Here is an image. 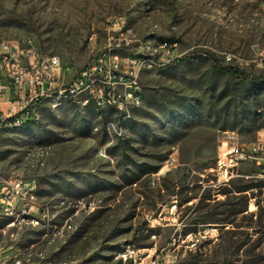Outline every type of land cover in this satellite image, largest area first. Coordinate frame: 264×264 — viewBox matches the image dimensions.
I'll return each mask as SVG.
<instances>
[{
	"label": "rangeland",
	"instance_id": "rangeland-1",
	"mask_svg": "<svg viewBox=\"0 0 264 264\" xmlns=\"http://www.w3.org/2000/svg\"><path fill=\"white\" fill-rule=\"evenodd\" d=\"M119 16L133 29L121 39L176 40L186 58L140 74L129 116L77 97L1 132L0 180H34L49 210L44 224L0 233L3 264H264V152L252 149L264 129V3L0 0V43L32 38L67 81Z\"/></svg>",
	"mask_w": 264,
	"mask_h": 264
},
{
	"label": "built area",
	"instance_id": "built-area-1",
	"mask_svg": "<svg viewBox=\"0 0 264 264\" xmlns=\"http://www.w3.org/2000/svg\"><path fill=\"white\" fill-rule=\"evenodd\" d=\"M258 2L264 3V0ZM107 30L112 33L108 46L98 52L90 64L72 73L67 81L60 58L55 54L39 52L32 38L1 42L0 134L12 129V124L38 117L43 102L56 105L59 94H67V100L75 103V94L80 90L90 91V98L84 101V106L115 103L120 115L129 116L130 110L141 102V98H130V91H141L142 96L140 74L168 66L181 55L178 42L166 38L161 50H157L153 64H144V61L133 57H121V49H147L138 36L121 39L123 30H133L124 26V16L110 20ZM252 145L253 151L264 152V129L257 132ZM222 166L225 167L223 180H227L226 163L219 162L218 169ZM48 212V207L43 208L38 200L34 180L22 177L0 180V233L10 232L12 237L15 227L44 224L48 220ZM1 218H8V225H1ZM2 253L0 240V264H3ZM134 254L135 249L131 245H127L122 252L125 259L132 258Z\"/></svg>",
	"mask_w": 264,
	"mask_h": 264
},
{
	"label": "bare ground",
	"instance_id": "bare-ground-1",
	"mask_svg": "<svg viewBox=\"0 0 264 264\" xmlns=\"http://www.w3.org/2000/svg\"><path fill=\"white\" fill-rule=\"evenodd\" d=\"M249 1H258V0H249ZM127 33H129L128 35H130L131 30H127ZM128 35L125 39H132ZM165 41H166V39H160V40L155 41V42H149L148 41V42L142 43L144 48L147 49V51L136 49V52H134V53L128 52L125 56H121V57H133V59H138V61H144V64H153L154 58H156V55H157V50H161L162 43H164ZM140 94H141V91H130V98H140ZM77 97L83 98L82 104L84 105V101H86V99L90 98V91L80 90L75 94V98H77ZM63 99H67V94H59L57 96V104ZM77 103H78V100H77ZM110 105H112L113 107L117 106L115 103H103V105L96 104V106L101 108V109L106 108L107 106H110ZM96 109H98V108H96ZM34 118H36V117H29L24 122L12 124V128L20 127V126L24 125L26 122H28L29 120H32ZM1 219L4 220V225H8V218H1Z\"/></svg>",
	"mask_w": 264,
	"mask_h": 264
},
{
	"label": "trees",
	"instance_id": "trees-1",
	"mask_svg": "<svg viewBox=\"0 0 264 264\" xmlns=\"http://www.w3.org/2000/svg\"><path fill=\"white\" fill-rule=\"evenodd\" d=\"M184 58H186V56L179 57L174 62L179 61V60L184 59ZM211 63H212V67L214 68L215 71L229 72V73H231L233 75H241L244 78H248L254 84H259L262 81V76H257V75L248 73V72H246L244 70L239 69L236 66H232V65H219V64H217V62L215 60H212ZM249 115H251L254 118H256L258 114L255 113L254 110H250ZM245 190H247V188H245V189H237L235 191L241 192V191H245ZM211 264H214V263H211Z\"/></svg>",
	"mask_w": 264,
	"mask_h": 264
}]
</instances>
